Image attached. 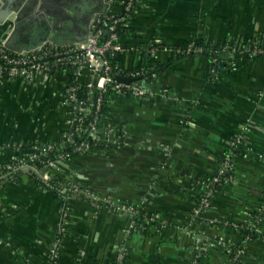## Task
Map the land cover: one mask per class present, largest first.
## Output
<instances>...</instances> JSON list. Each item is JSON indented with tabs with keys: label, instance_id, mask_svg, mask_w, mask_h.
<instances>
[{
	"label": "crops",
	"instance_id": "0c3cea01",
	"mask_svg": "<svg viewBox=\"0 0 264 264\" xmlns=\"http://www.w3.org/2000/svg\"><path fill=\"white\" fill-rule=\"evenodd\" d=\"M109 5L121 14V0ZM124 28L117 64L141 70L150 97L109 96L100 130L102 138L119 134L118 145L62 167L55 175L61 196L26 176L0 182V264H49L61 198L68 217L56 264H112L117 255L122 264H228L241 245V264H264V57L238 56L232 66L225 54L213 79L205 55L173 52L189 41L264 45V0H136ZM152 46L158 49L149 55ZM72 80L38 75L0 83V172L18 147L66 135L65 86ZM237 138L244 150L233 181L194 217L202 185ZM72 184L100 203L70 193ZM112 203L135 214L114 212ZM246 227L257 229L254 239L245 240Z\"/></svg>",
	"mask_w": 264,
	"mask_h": 264
},
{
	"label": "built area",
	"instance_id": "2783aa9c",
	"mask_svg": "<svg viewBox=\"0 0 264 264\" xmlns=\"http://www.w3.org/2000/svg\"><path fill=\"white\" fill-rule=\"evenodd\" d=\"M109 2L112 0H108ZM121 2V14L116 15L108 11L105 15L94 16L86 44L56 46L46 43L28 52L13 53L4 48L0 39V83L11 79L32 81L38 75L60 80H64V76L69 75L73 79L65 86V101L70 112L67 121L69 130L66 135L56 143H31L22 148L18 147V154L13 161L2 167L0 182L3 179L15 182L18 175L26 176L38 183L41 189L52 191L59 197L62 195V184L55 175L62 169L63 163L111 145H118L119 134L113 132L114 138H110L106 133L104 139L100 130L106 95H118L136 100H146L151 95L142 83L141 70H127L114 63L117 56L125 50L119 40L118 28L125 26L127 20L134 14L136 0H121ZM157 49V46L150 47L149 55L155 54ZM173 52L178 56L194 54L208 56L210 75L214 77L218 76L222 64L226 62L225 54L228 62L234 66L236 56L252 60L263 56L264 45L251 41L236 47L230 43L213 46L198 45L195 41H189L184 47L176 48ZM118 76L133 81L127 84L120 83L116 81ZM240 144L239 138L231 143L217 171L202 185L198 202L192 212L194 217H200L207 212L211 208L214 192L233 181L234 161L237 146ZM162 148L165 153L169 152L168 147ZM58 150L60 153L57 159H48L49 153ZM71 192L73 194L82 192L95 205L100 203L98 197L86 188L82 189L72 184ZM109 205L114 212L124 215L135 214L133 208L113 203ZM59 215L61 229L50 251L49 264L57 263L58 247L63 237L62 226L68 217V207L62 198ZM245 240L248 241L249 236H246ZM203 252L204 249H198L196 258L200 259ZM244 256L245 248L241 245L228 264H241ZM122 261V255H117L112 264H122Z\"/></svg>",
	"mask_w": 264,
	"mask_h": 264
},
{
	"label": "water",
	"instance_id": "95a60500",
	"mask_svg": "<svg viewBox=\"0 0 264 264\" xmlns=\"http://www.w3.org/2000/svg\"><path fill=\"white\" fill-rule=\"evenodd\" d=\"M109 6L108 0H0V28L9 24L0 29L6 35L3 46L22 53L46 43L86 44L92 19L107 14ZM116 81L127 84L133 79L118 76Z\"/></svg>",
	"mask_w": 264,
	"mask_h": 264
},
{
	"label": "trees",
	"instance_id": "16d2710c",
	"mask_svg": "<svg viewBox=\"0 0 264 264\" xmlns=\"http://www.w3.org/2000/svg\"><path fill=\"white\" fill-rule=\"evenodd\" d=\"M125 26H123V27H119L118 28V35H119V40H120V38H121V35H122V33L124 32V30H125V28H124ZM0 39H1V30H0ZM249 43V42H251V41H246V42H244V43ZM243 43V44H244ZM196 44H198V45H204V44H202V43H197L196 42ZM207 58H208V56H206ZM236 57H238V56H236ZM259 57H264V55L263 56H259ZM248 59V58H247ZM209 60V59H208ZM249 60H251V59H249ZM209 62V61H208ZM114 63H117V60H114ZM220 72V71H219ZM219 72H218V75H219ZM211 78H213V79H218V76H211ZM108 100H109V95H106V98H105V105H104V107H103V110H102V122H103V118H104V116H105V108H106V105H107V102H108ZM99 148H102V147H100L99 146ZM243 150L244 149H242L241 148V144L240 145H238L237 146V151H236V153H237V155H236V157H235V159L237 158V156L240 154V153H242L243 152ZM60 150H58V151H53V152H51V153H49L48 154V159H50V160H54V159H57V157L59 156V152ZM66 151V150H65ZM98 151V150H97ZM63 152V151H62ZM70 162V161H69ZM18 175V174H17ZM19 177H20V175H18L17 177H16V181L19 179ZM52 183H54V182H52ZM38 184V183H37ZM135 220H138V218L137 217H135ZM140 223V222H139ZM256 230L257 229H251V228H249V227H246V228H243L242 229V233L245 235V236H251L252 237V239H254V237L257 235V233H256Z\"/></svg>",
	"mask_w": 264,
	"mask_h": 264
}]
</instances>
